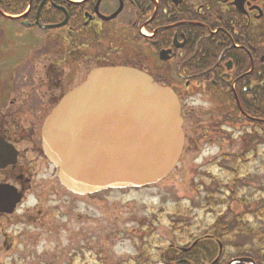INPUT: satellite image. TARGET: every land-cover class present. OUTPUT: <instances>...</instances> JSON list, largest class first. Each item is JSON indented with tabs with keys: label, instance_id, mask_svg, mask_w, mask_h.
Segmentation results:
<instances>
[{
	"label": "flooded vegetation",
	"instance_id": "1",
	"mask_svg": "<svg viewBox=\"0 0 264 264\" xmlns=\"http://www.w3.org/2000/svg\"><path fill=\"white\" fill-rule=\"evenodd\" d=\"M104 66L135 68L176 93L184 153L239 124L264 130V0H0V187L25 199L40 171L57 175L44 122ZM11 219L0 213L4 239ZM216 241L195 240L194 254L157 246L155 264H222L207 257Z\"/></svg>",
	"mask_w": 264,
	"mask_h": 264
},
{
	"label": "rangeland",
	"instance_id": "2",
	"mask_svg": "<svg viewBox=\"0 0 264 264\" xmlns=\"http://www.w3.org/2000/svg\"><path fill=\"white\" fill-rule=\"evenodd\" d=\"M229 134L189 146L166 180L140 189L76 196L58 173L40 171L0 237V264H136L146 251L152 263L159 244L212 236L219 218L247 231L222 236V264L242 249L255 254L264 247L254 236L264 237V134L241 124Z\"/></svg>",
	"mask_w": 264,
	"mask_h": 264
},
{
	"label": "water",
	"instance_id": "3",
	"mask_svg": "<svg viewBox=\"0 0 264 264\" xmlns=\"http://www.w3.org/2000/svg\"><path fill=\"white\" fill-rule=\"evenodd\" d=\"M42 138L61 185L76 196L158 184L185 144L176 94L128 67L93 70L46 118ZM16 190L0 188V213L15 212Z\"/></svg>",
	"mask_w": 264,
	"mask_h": 264
},
{
	"label": "trees",
	"instance_id": "4",
	"mask_svg": "<svg viewBox=\"0 0 264 264\" xmlns=\"http://www.w3.org/2000/svg\"><path fill=\"white\" fill-rule=\"evenodd\" d=\"M210 202H211V200H209V203ZM209 206H211V205H209ZM219 219H222V218H219ZM217 229H218V232L221 231V233L219 232L220 236H222V235H225V236L234 235V233H238L239 235L243 236V235H246V233H247V231L241 225H230V224H225L223 222H220V224L217 225ZM180 230L181 229L179 228L177 231H180ZM254 236L257 237V239L260 240L264 245V239L262 238V234H258V235L254 234ZM239 251L241 252L238 255L239 257L248 256V255H246L244 249L239 250ZM190 259L197 261V258H193V256H191Z\"/></svg>",
	"mask_w": 264,
	"mask_h": 264
}]
</instances>
